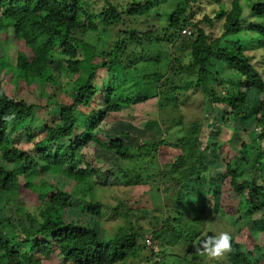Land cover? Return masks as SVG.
Here are the masks:
<instances>
[{
	"label": "trees",
	"instance_id": "1",
	"mask_svg": "<svg viewBox=\"0 0 264 264\" xmlns=\"http://www.w3.org/2000/svg\"><path fill=\"white\" fill-rule=\"evenodd\" d=\"M97 1L100 2L0 0V40L8 45L14 38L18 48L16 89H27L37 81H50L61 88L62 84L51 73L56 63L64 65L71 79L68 102L52 104L49 100L43 106H53L52 117L44 126V139L30 150L20 148L18 139L10 132L16 125H28L38 106L19 98L18 93L10 94L0 79V264H46L56 255L72 264H124L147 248L145 243L144 247L138 244L145 233L129 214L130 194L110 208L115 216L125 219V225L119 224L101 237L96 228L85 222L69 221L65 215L71 209H81L100 219L104 205L92 195L84 208L73 193L53 185L48 186L42 199L39 173L66 170L74 181L83 178L91 190L119 184L135 187L143 177L131 176L123 165L135 161L142 173L148 172L147 180L156 182L158 176L170 177L176 186H183L194 178L209 175L203 150H197L195 145L198 136L185 143L178 134L184 131L185 109L196 103L191 97L200 98L197 93L204 96L203 100L198 99L201 113L205 109L211 111L216 104L221 106L217 117H211L208 131L219 120L238 129V118L250 107L249 94L261 98L264 95V68L261 58L254 53L261 52L264 59V0H178L171 10L162 9L169 0H138L122 8L112 0H103L102 7ZM206 3L213 5L214 16L205 13L203 20L196 22V9ZM149 16L157 18L160 25L140 28L144 22L139 24L137 19ZM202 22L210 26L220 23V33L208 34L201 27ZM185 29L187 34L183 33ZM242 33L249 35V40L231 39ZM230 42L235 51L222 50ZM185 46L190 48L189 52H174V47L180 50ZM4 60L0 57V65L10 66ZM126 83H131L134 90H127ZM151 99H157L160 110L159 118L149 120L143 129L151 139L147 141L143 136L136 141L128 132L117 133L116 125L111 127L114 120L132 119L125 117L124 110ZM113 115L118 119H113ZM256 125L260 134L254 133L251 143L242 144L253 170L264 165V150L259 143L264 139V100L260 101ZM173 146L182 156L172 162L171 170L160 167L161 151L164 147L174 149ZM224 146L220 144L216 150L220 153ZM87 148L114 152L118 172L90 163L78 168ZM218 157L223 159L221 153ZM236 158L238 155L222 160L220 168L224 172L220 181L229 180L232 203L237 207L247 205L252 207V216H264V176L239 180ZM190 160L191 166L185 167ZM168 198L167 212L157 214L142 209L141 213L154 219L156 227L161 224L152 235L157 237L169 231V240L176 242L178 235L185 233L173 216L181 208H173L177 194L171 193L164 199ZM31 207L38 210L29 211ZM195 235L192 227L187 236L184 234V240L191 242ZM230 236L231 247L222 252L223 261L253 264L251 252L243 250L236 238ZM152 257L147 255L146 259L149 264H156Z\"/></svg>",
	"mask_w": 264,
	"mask_h": 264
},
{
	"label": "rangeland",
	"instance_id": "2",
	"mask_svg": "<svg viewBox=\"0 0 264 264\" xmlns=\"http://www.w3.org/2000/svg\"><path fill=\"white\" fill-rule=\"evenodd\" d=\"M102 1H97L99 6L102 7ZM138 0H112L119 7H125L129 2ZM178 0H169L162 5V9L171 10L176 7ZM164 6V7H163ZM213 5L204 4L202 8L196 9L195 21L199 22L203 20L204 14H208L211 17L214 16ZM245 14L249 18V10L245 8ZM250 19H252L250 17ZM137 23H143L140 28H146L149 24L160 25L161 22L153 16L147 18L141 17L137 19ZM146 21H149L146 22ZM201 27L205 29L208 34L218 35L221 31L220 23H216L214 26H210L207 23L202 22ZM193 33V31H192ZM13 36V34L11 35ZM249 35L242 33L238 37H233V40H243V42L249 40ZM1 38V35H0ZM6 45L5 41L0 40V57H5L6 63L10 66L0 65V79L3 80V84L7 87L10 94L18 93V97L24 99L29 104L38 106L34 116L31 118L30 123L26 126L16 125L11 129V136L18 139L19 147L25 150L34 149L39 142L44 139V126L47 122L51 120L53 113V106L43 108L47 101L53 103H65L69 101L70 88L69 83L71 82L70 77L65 73L66 70L63 68L62 63L54 64L52 68V74L57 78L58 82L62 84L60 88L59 85L52 84L50 81L42 84L40 81L31 85L29 88H17V75L16 70V58H17V46L15 39ZM237 40V41H239ZM186 45V44H185ZM235 45L227 43L226 46L222 47L225 51H235ZM190 48L185 46L183 49H178L174 47V52L178 55H183L189 52ZM253 52V51H252ZM258 59L262 60V68H264V59L262 58L261 52H254ZM186 61V59H185ZM163 70H166L167 64H162ZM156 72L158 68L154 69ZM162 72V70H160ZM216 84H212V86ZM211 86V87H212ZM131 87V88H130ZM140 87V86H139ZM214 87V86H213ZM134 87L131 83H126V89L131 90ZM208 89V88H207ZM204 93L206 91L202 90ZM191 100L196 103L190 104L185 110H187L185 123L183 124L184 131L180 130L178 134L183 136V142L192 141L193 138L197 137L195 145L197 150H203V161L206 166H208L209 175H203L202 178H194L192 182L187 183L183 186H176L170 177L162 178L161 176L156 178V182L147 180L148 172L144 171L139 166L138 162L127 161L124 162L126 169L129 171L128 174L131 176H136L140 174L143 178L141 183L135 187H126L122 184L116 186H104L95 187L91 190L88 184L83 182V178H79L80 181L68 177V173L63 170H47L39 173L40 185H41V195L44 199V195L48 192V186H57L59 189L73 193L77 203H79L84 208L88 207L91 201V196L93 195L98 199L100 203L104 205L102 218L98 219L91 216L90 213L82 211L81 209H74L67 212L65 218L72 222H78L87 224L97 229L99 235L104 237L107 231H113L114 227L119 224L125 225V219L115 216L114 211L110 208L116 207L119 200L127 198L130 194L128 206L131 209L129 214L133 216V222L137 228L141 227L144 230L145 237L138 241V244L143 246L137 254L128 258L124 264H149L146 256L156 262V264H226L223 259V254L218 257H210L201 247V241L217 235L220 232H228L230 235L234 236L237 242L240 243L241 248L245 251H250L251 261L253 264H264V216L263 215H251L252 207L243 205V207H237L235 203H232V195H230V188L227 182L229 180L225 178L220 181L224 170L220 168L222 160L225 158L233 159L236 155L237 169L239 170V180H253L256 176H264V165L259 167V170L251 169V165L247 163L248 156L242 149V144L245 142H250L253 138L254 133L260 134V127L256 125V119L258 116V110L260 106V101L264 100V95L262 98L260 96H254L252 93L249 94V105L250 107L245 110L242 117L237 120L238 129H233V127L223 124L220 120L213 127L208 129L207 125L210 119L217 117L221 110L219 104L214 105L211 111L200 112L198 106L199 100H203L204 96L201 93H197V97ZM185 108V106L183 107ZM123 114L125 117H131L129 120H114L111 127L116 125V131L128 132L132 134V138H136V141L143 139L144 127L146 123L153 119L159 118L160 110L157 105V99H151L148 102L133 106L130 109L124 110ZM115 115L112 116V118ZM212 117V118H211ZM113 119H118L114 117ZM112 121V120H110ZM177 121V120H174ZM129 124V125H126ZM147 137V136H145ZM151 139V135L145 138L148 141ZM172 140H176L172 138ZM172 144H176L174 141H170ZM264 150V139L259 141ZM220 144H225L223 151H220L223 159L219 158L220 153L216 150L217 146ZM251 145V144H248ZM176 146H173V148ZM87 154L92 155V158L87 157ZM182 156L181 152L172 149L171 147H164L159 156L160 167L171 170L172 162ZM181 159V158H179ZM234 160V163H235ZM157 161V160H156ZM91 164V166L99 164L104 170H111L113 173L118 172V158L114 152L104 151L97 152L85 149L84 157L77 163L78 168H84L86 165ZM185 167L191 166V160L184 165ZM161 168V169H162ZM51 171V172H50ZM155 171V169H154ZM157 171H155L156 173ZM163 180H162V179ZM129 193V194H128ZM171 193L177 194V199L173 203V208L176 210L180 206L181 210L173 215L178 219V223L183 227L185 233L179 234V241L169 240L170 232L165 231L159 234V236H154V230H160L161 224L156 227L155 220L150 218L147 214H142V209L153 210L155 213L160 214L161 211L167 212L169 207L165 205L168 202L167 196L169 197ZM224 208V209H222ZM25 210V209H23ZM29 211L38 208H28ZM173 210V209H172ZM158 218V216H156ZM195 227L196 235L193 241L184 240V234L187 236L190 233V229ZM254 227L256 229H254ZM262 241H261V240ZM260 241V242H258ZM260 243V247L257 244ZM153 252L155 255H151ZM46 264H72V262L63 259L60 255H56L52 260L47 261Z\"/></svg>",
	"mask_w": 264,
	"mask_h": 264
},
{
	"label": "clouds",
	"instance_id": "3",
	"mask_svg": "<svg viewBox=\"0 0 264 264\" xmlns=\"http://www.w3.org/2000/svg\"><path fill=\"white\" fill-rule=\"evenodd\" d=\"M231 236L228 232H220L201 241V247L210 257H218L230 249Z\"/></svg>",
	"mask_w": 264,
	"mask_h": 264
},
{
	"label": "built area",
	"instance_id": "4",
	"mask_svg": "<svg viewBox=\"0 0 264 264\" xmlns=\"http://www.w3.org/2000/svg\"><path fill=\"white\" fill-rule=\"evenodd\" d=\"M183 33H184V34H187V33H188V31L185 29V30L183 31Z\"/></svg>",
	"mask_w": 264,
	"mask_h": 264
}]
</instances>
